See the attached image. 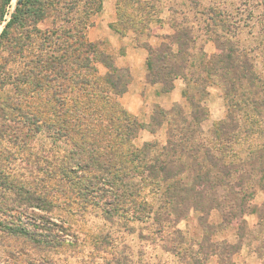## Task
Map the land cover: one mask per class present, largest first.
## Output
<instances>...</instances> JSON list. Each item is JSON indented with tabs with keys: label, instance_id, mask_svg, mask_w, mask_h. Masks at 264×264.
Wrapping results in <instances>:
<instances>
[{
	"label": "trees",
	"instance_id": "obj_1",
	"mask_svg": "<svg viewBox=\"0 0 264 264\" xmlns=\"http://www.w3.org/2000/svg\"><path fill=\"white\" fill-rule=\"evenodd\" d=\"M10 1L0 0V25ZM76 5L64 3L60 11L54 9L53 2L17 0L0 32V139L4 131L12 132L10 141H14L13 145L20 143L18 154L23 155L24 169H27L24 175L20 174L21 178L26 174L30 178L17 183L12 180L8 188L12 192L17 190L18 204H24L25 208H36L50 215L54 212L62 223L50 224L70 240L57 234L37 239L23 225H0L1 230L11 237L60 251L64 247L78 249L82 246L83 239L80 242L71 223L74 220L70 218L83 216L93 209L98 212L96 216L101 215L111 225L116 224L118 231L131 234L136 228L147 229L150 224L155 226L154 235L165 232L166 238L162 239L168 238L174 243L184 237L179 229L173 228L175 221L190 212L200 214L206 221L211 212L218 211L224 223L243 224L244 215L254 214L253 193L249 190L256 184L264 191L261 181L264 180V155L263 158L258 156L259 167L253 164L241 174L237 166L220 169L218 164H222L223 159L220 148L216 147L211 153L207 145L196 141L195 127L207 115L200 101L207 95L204 88L214 84V77L234 92L232 80L251 82L255 78L249 74L255 68L253 64L242 55V50H236L239 56L233 57L219 44L217 54L200 53L192 72L198 78L188 79L185 74L189 64L187 46L196 38L193 28L186 27V23L175 24L177 30L173 35H165L158 47L149 49L145 63L147 78L150 84L161 85L164 93L173 89L177 77L192 81L191 86L187 83L189 90L183 93L191 112L189 115L179 109L162 112L161 119L165 116L168 121L166 144L138 146L136 140L144 126L119 102V95L130 81L129 72L115 67L111 56L102 53L98 44L87 41L86 31L93 22H88L86 16L85 21L74 24V18L68 14ZM99 5L100 2L97 11ZM209 11L198 14L210 15ZM50 15H55L53 21L41 30L38 26ZM149 17L148 12L127 16L122 22L124 27L120 28L117 21L115 29L119 34L125 31L137 34ZM213 21L212 15L206 18L203 30L208 40L218 43V38L223 37L220 32H214L215 39L208 35ZM221 28L222 32L226 30ZM97 59L106 69L104 75L95 68ZM194 96L199 97L194 99ZM19 120L24 125L11 129V124ZM43 133L42 139H38ZM225 136L227 134H223L222 139ZM45 139L50 141L48 148L49 144L42 142ZM217 141L220 144V138ZM259 149L264 150V147ZM30 156L35 158V176L32 164L28 167ZM216 168L221 178L212 182L209 172ZM257 172L262 176L254 182L251 175ZM220 191L225 194L220 196ZM238 214L242 218L236 221ZM207 227L213 229L209 224ZM212 236L213 230L203 236L207 244L204 259L213 256L223 259L228 254L226 245L219 252L220 245L212 242ZM138 238L147 240L148 236ZM98 239L99 243L94 242L98 253L111 249L112 256H121L123 263H128L130 256L123 257L122 252L114 250L116 241L110 232L100 234ZM169 250L178 253L179 243ZM192 255L191 250L189 257ZM94 260L91 254L89 263ZM81 261L84 263L83 259ZM138 264L147 263L139 261Z\"/></svg>",
	"mask_w": 264,
	"mask_h": 264
},
{
	"label": "rangeland",
	"instance_id": "obj_2",
	"mask_svg": "<svg viewBox=\"0 0 264 264\" xmlns=\"http://www.w3.org/2000/svg\"><path fill=\"white\" fill-rule=\"evenodd\" d=\"M16 1L11 0L6 7L4 15L6 21L4 20L1 23L0 32L10 19ZM135 1L41 0L45 3L53 2L54 9L60 11L64 3H77L68 16L74 18V24H78L80 20L85 21L86 16H88L86 18L88 22H93V25L86 31V38L89 42L92 41H90L87 33L96 23L105 25L109 29V33L124 39L126 44H123L120 48H115V45L119 42L115 41L113 37L111 39L103 37L99 41L93 42L98 44V49L102 53L111 56L113 64L117 68L127 69L119 67L116 62V59L124 54L126 47L133 45L135 42L137 47L146 51L147 60L149 49L158 47L163 42L165 35H173L174 30H177L175 24L179 22L186 23L185 26L188 28H193L192 34L196 38L192 43L188 42L189 45L187 46L191 68H188L189 64H187L185 74L188 79L192 77V81L198 78L192 72L195 68L194 64H197L202 51L207 56H212L217 54V46L220 44L221 48L227 50V53L236 57L239 56L236 50H242V55H245L244 57L255 67L249 73L250 76L255 78L251 82L241 81L243 84L232 80L235 86V90L232 92L229 86L223 87L214 77V84L204 88L207 95L205 98H201L200 101L207 115L195 127L198 135L196 141L207 145L211 153H214L216 147L220 148V156L223 158L220 162L224 165L222 166L219 163L218 167L220 169L226 168L228 170L229 167L237 166L236 170H240L241 174L243 170L249 169L253 164L259 167L260 162L258 160L260 158L258 156L260 155L263 158L264 155V150L259 149L264 147V0H139L138 4ZM99 2L100 5L97 11ZM196 4H199V6L197 7ZM84 10L86 13H83ZM207 10H210V15H206V13L205 15L198 14V12L202 13ZM147 12L150 17L141 32L135 34L132 31H125L119 34L116 31L117 21H119V27L121 28L124 27L122 22L127 16L140 15L141 13L145 15ZM211 15L214 20L212 22L213 26L211 34L207 33L213 38L215 36L214 32H220L223 37L218 38V43L208 40L207 34L203 30L205 27L204 21ZM54 17L55 15H50L47 21L38 27L41 30L49 27ZM128 18L131 19V17ZM222 26L226 29L225 32L221 31ZM95 68L101 75L106 73L103 63L99 62L98 59L95 61ZM127 71L131 80V73L129 69ZM146 73L148 74V72ZM147 76L146 82L150 84ZM228 77L231 78L230 73ZM176 79L182 84V92L179 94L180 96L178 95L180 100L165 107L149 103L148 105L152 106L146 105L145 112L141 117H135L129 113L125 109L122 100L130 81L119 95V102L125 111L144 126L138 134L136 145L142 146L146 143H155L162 146L166 144L168 140V121L165 116L161 119L162 112L179 109L187 115L190 114L191 107L183 93L185 90H189L192 81L190 83L189 81L186 82L181 77ZM187 83L190 86H187ZM159 86L162 91V86ZM191 95H194L192 90ZM198 97L194 96V99H198ZM176 114L177 112L173 113L171 118H175ZM23 125L24 122L19 120V123L11 124V129L14 127V130H16ZM223 134H227V136L222 139ZM11 135V131H4L0 139V170L3 172L0 176V225L3 227L23 225L37 239L50 238L49 234H51V237L57 234L69 241V236L59 229L56 230L50 224H60L61 222L55 218L54 212L50 215L36 208H25L24 204H18L20 198L17 196V190L13 192L9 190L8 187L12 180L15 183L18 180H30L28 174L21 178L20 174L24 175L27 169L26 171L24 169L23 155L18 154L21 145L19 142L13 145L14 141H10ZM43 135L44 133L37 138L41 140ZM217 138H220V144ZM227 139L230 140L224 142ZM42 142L49 144L47 148L50 147L49 140L45 139ZM36 146L38 148V145ZM34 150L36 151V147ZM256 150H260V152H256ZM34 159L33 156H30L28 167L32 164L33 175L35 176ZM219 172L217 168L211 169L209 172L210 181L214 182L220 179ZM6 175H10V177H4ZM251 176V179L255 182L260 180L262 174L257 172ZM5 178H8L9 181ZM261 181L264 183V180ZM3 183H6V185ZM253 186V189L249 191L253 193L251 203L254 214L247 213L244 215L243 224L232 223L228 225L224 223L218 211L211 212L206 221L200 214L190 212L185 218L175 221V224L173 223V228L179 229L184 236L183 240L177 243L171 242L168 238L167 240L162 239L163 236L166 238L165 232L154 235L155 226L150 224H148L147 229L140 231L136 228L135 232H131V234H127L123 230L118 231L119 228L116 224L111 225V222L105 220L101 215L96 216L98 212L94 209L87 210V213L83 216L77 215L72 219L70 218V221L74 220L71 223L74 226L75 233L78 237L80 236V242L83 239L82 246L78 249L64 247L59 249L60 251H55L44 245H35L24 238L11 237L0 228V264H90L88 259L91 254L95 257L92 264H118L117 260L121 256H112L111 249H107L103 253H98L95 250L94 242L99 243V235L107 232H110L115 238L114 250L122 252L123 257L124 255L130 256L126 264H138L139 261L147 264H264V191L260 190L261 185L253 184ZM224 194L220 191L219 195ZM240 217V214H238L235 220L237 221ZM208 224L213 229L210 230L207 227ZM212 230V242L220 245L219 252H222L224 245H226L224 247L227 249L225 252L229 255H225L223 259L216 256L204 259L207 244L203 236ZM139 235L148 236V238L147 240H139ZM178 243V253L169 250ZM191 250L193 257H189ZM82 259L84 263L81 261ZM119 264H125L123 259H120Z\"/></svg>",
	"mask_w": 264,
	"mask_h": 264
},
{
	"label": "crops",
	"instance_id": "obj_3",
	"mask_svg": "<svg viewBox=\"0 0 264 264\" xmlns=\"http://www.w3.org/2000/svg\"><path fill=\"white\" fill-rule=\"evenodd\" d=\"M87 36L92 42L99 41L103 37L109 39L113 37L115 38V41L119 42L115 45V48H120L123 44H126L124 39L121 37L119 38L118 35L109 33V29H107L105 25H98V23L88 31ZM146 55V51L137 47L134 42L133 45L126 47L124 49V54L116 59L119 67H125L129 69L131 73L130 84L128 85L127 92L122 97V100L125 109L135 117H141L145 112L146 105L149 103L165 107L178 102L180 100L178 95L182 92V84L177 79L173 82L172 91L168 93H163L158 84H147V71L145 66ZM147 97H149V101L147 100ZM165 102H167V104H165Z\"/></svg>",
	"mask_w": 264,
	"mask_h": 264
},
{
	"label": "built area",
	"instance_id": "obj_4",
	"mask_svg": "<svg viewBox=\"0 0 264 264\" xmlns=\"http://www.w3.org/2000/svg\"><path fill=\"white\" fill-rule=\"evenodd\" d=\"M4 20L6 21V17L4 18Z\"/></svg>",
	"mask_w": 264,
	"mask_h": 264
}]
</instances>
